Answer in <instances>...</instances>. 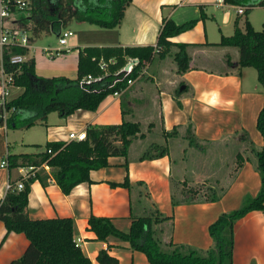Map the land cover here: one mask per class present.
Returning a JSON list of instances; mask_svg holds the SVG:
<instances>
[{
  "label": "crops",
  "instance_id": "crops-1",
  "mask_svg": "<svg viewBox=\"0 0 264 264\" xmlns=\"http://www.w3.org/2000/svg\"><path fill=\"white\" fill-rule=\"evenodd\" d=\"M224 2L131 0L124 7L117 25L98 27L95 35H78L65 44L47 48L50 51L57 49L52 54L40 48L43 53H36V58H47L48 65L44 68L38 66L35 53H31L30 47L27 48L26 58L34 59L36 74L74 77L79 47L154 45L162 17L170 18L175 23L193 20L191 26L168 37L173 42L191 43L186 46L189 55L186 70L176 71L171 56L176 47L172 45L169 54L153 57L146 63L141 70L145 73L140 72L132 84L126 85L117 94H106L95 110L78 108L65 117L50 111L46 114L45 123L17 126L20 131L10 134L7 132L8 127L0 125L1 159L8 152L39 151L44 142L65 140L69 130H84L87 124L118 123L122 118L138 122V134L132 138L126 155L108 156L106 165L91 168L88 171L89 180L76 183L67 193L61 192L47 164L38 169L46 175L45 184H41L37 178L29 183L26 203L28 217H71L76 228L74 238L92 264H99L95 255L100 248H106L109 254L117 258L118 264H149L144 253L129 247L127 241L113 237L97 239L87 227L88 215L94 214L108 216L117 228L127 230L130 222L128 190L109 183L119 182L125 175L131 182L144 181L158 209L171 215L173 242L199 248L211 244L207 225L218 213L238 206L244 195L256 193L259 187L258 173L245 158L242 144L237 145L236 138L238 133L244 131L254 145H261L262 136L255 120L262 103L263 87L257 80L254 67L241 66L236 70L235 47L217 45L215 42L219 41L221 35L232 32L234 18H237V25L241 29L244 17L255 29L249 13L254 8H263L264 0H243L241 4L230 6L234 13L229 24L231 32L208 37L204 20L208 17V9H224ZM247 4H252L248 15L236 11L237 6ZM226 9L230 10L228 6ZM210 17L217 24L213 14ZM262 19L260 28L264 23ZM217 28L220 29V26L217 25ZM73 47L75 49H71ZM213 48L216 50L211 57ZM62 50L66 51L65 55L55 61L53 57ZM21 91V86L14 85L11 98ZM122 107L126 110L123 114ZM52 112L54 117L51 118ZM186 123L192 125L197 139L195 146L189 145L183 136ZM34 125L41 127V134L28 131ZM174 126L175 135L162 134V131ZM232 133L234 136H231ZM150 143L156 148L160 144L165 145L167 153L153 158H140ZM236 150L244 159L233 177H230ZM18 176L16 167L0 166V198L8 181H15ZM183 180L187 186L204 183L212 187L214 183L226 186L216 200H194L172 205L170 192L176 186L179 187V182ZM27 243L22 232L10 231L5 234L0 220V264H8L11 259L20 256ZM232 264H264V211L252 209L236 220L233 227Z\"/></svg>",
  "mask_w": 264,
  "mask_h": 264
},
{
  "label": "trees",
  "instance_id": "trees-1",
  "mask_svg": "<svg viewBox=\"0 0 264 264\" xmlns=\"http://www.w3.org/2000/svg\"><path fill=\"white\" fill-rule=\"evenodd\" d=\"M130 1L28 0L22 10L14 13V23H19L18 14L28 9L30 13L23 16L28 22L31 21V26L28 28L32 34H38L39 31L46 29L57 33L60 26L70 18L100 27H113L119 23L124 7ZM224 1L241 4L243 0ZM251 5L247 4L243 12L246 13ZM192 24L193 20L175 23L170 18L162 17L154 45L79 47L74 77L38 75L34 71L32 57L18 63H9L7 61L9 53L27 52L26 47L11 46L8 53H3V63L6 69H14V83L21 86L22 91L10 99L8 105H12L14 109L9 112L4 125L27 127L36 122L45 123L46 114L50 111H56L59 116L65 117L78 108L95 110L106 94L120 91L125 87L126 77H136L153 57L169 54L172 45L176 47L171 52L176 71L186 70L189 60L186 46L191 43L173 42L168 37ZM215 44L235 47L236 70L238 71L241 66L254 67L257 80L263 87L262 103L255 120L256 128L262 136L261 145H254L242 130L236 138L237 145L242 144L245 158L258 173L259 187L254 195H244L235 208L217 214L207 225L211 244L206 248H199L171 240V215L164 214L158 209L144 181L131 182L125 175L119 182H109L111 185H120L128 190L129 226L127 230H121L114 225L110 217L89 214L87 227L94 232L97 239L107 240L113 237L127 241L129 247L144 253L149 264H232L233 227L236 220L252 209L264 211V23L260 29H254L244 17L243 29H241L237 25V18H234L232 32L229 35H221ZM110 57L113 61L107 65L109 71L120 67L128 57L136 58L137 61L123 80L116 81L109 87H102L103 81H93L86 88L78 84L85 74L95 75L101 71L97 65L99 58L106 60ZM111 77L108 75L105 80L109 81ZM121 112L125 113V108L122 107ZM138 131V122L126 118H122L118 123L87 124L83 139L46 141L39 151L8 152L5 157L8 168L26 164L39 165L44 162L51 168V177L61 192L67 193L76 183L89 180L88 171L91 168L106 165L108 156H125L132 138L138 134ZM175 133V126L170 130L162 131L164 136H173ZM183 136L189 145H197L191 123H186ZM231 136H234L233 133ZM165 153H167L165 145L156 148V145L150 143L145 147L140 158H153ZM243 159V155L236 150L230 177H233L234 171L242 164ZM35 178L41 184L46 182V175L37 170L33 176L23 180L21 188H15L14 180H9V187L0 198V220L4 225L5 234L10 231L22 232L28 240L21 255L11 259L8 264H92L90 258L74 244L76 228L71 217L37 219L28 217L27 193L29 183ZM179 183V187L176 186L170 192L172 205L194 200H216L226 186L219 185L216 190L215 187L208 185L187 186L185 180ZM95 260L99 264H118L117 258L109 254L106 248L97 251Z\"/></svg>",
  "mask_w": 264,
  "mask_h": 264
},
{
  "label": "built area",
  "instance_id": "built-area-1",
  "mask_svg": "<svg viewBox=\"0 0 264 264\" xmlns=\"http://www.w3.org/2000/svg\"><path fill=\"white\" fill-rule=\"evenodd\" d=\"M28 0H0V121L2 124H5V120L9 115V112L14 109L12 105H8L11 99V88L15 85L13 80L14 69L9 70L6 69L3 63V53H8L11 46H23L29 47V37L27 36L25 29L17 27L14 25L15 20L14 13L16 11L22 10ZM246 5H239L236 7V11L238 13H242L245 9ZM72 32L70 30H62L58 29L57 32V42L59 44H65L67 36L71 35ZM47 50L48 53H55L57 49ZM25 53H9L7 56V61L9 63H18L24 61L26 59ZM113 59L107 58L106 60L103 58H99L97 65L101 70L98 74L87 73L81 77L78 81V84L84 88H86L93 81H103L102 87H109L114 84L116 81L123 80L125 76L130 73L135 65L137 59L128 57L124 64L120 67L116 68L113 71H109L107 68L108 63L112 62ZM126 65V68H125ZM140 72H138L139 74ZM137 74V75H138ZM112 76L109 81L105 80L106 76ZM135 78V77H134ZM134 78L126 77L125 86L129 85ZM95 88H92L94 90ZM118 91H113L111 94H117ZM85 137L84 130H69L66 133V139L64 141L74 139L79 140ZM49 151V148L47 149ZM44 162L39 165H18L16 166V170L19 173L18 178L13 182V186L15 188H21L23 186V180L27 179L35 174V172L42 166H44ZM0 166L8 167L7 159L3 156L0 159ZM9 187V182L6 184V188ZM74 244H77V239L74 238Z\"/></svg>",
  "mask_w": 264,
  "mask_h": 264
},
{
  "label": "rangeland",
  "instance_id": "rangeland-1",
  "mask_svg": "<svg viewBox=\"0 0 264 264\" xmlns=\"http://www.w3.org/2000/svg\"><path fill=\"white\" fill-rule=\"evenodd\" d=\"M224 5H225L224 9H219V8L218 9L217 8H215V9L211 8L210 10L208 9V11H209L208 17L204 18L205 25H206V28H207L208 33H209L208 37H211L212 35L216 37L221 32H223V33L226 32L228 34H229V32H231L229 24L231 22V18H232L234 13L232 12V9L230 6H236L237 4H234V3L232 4L231 2L225 1ZM226 6H228L230 10L226 9ZM29 13H30V10H28V9L21 11V13L18 14L19 15L18 17L20 18L19 23L18 22L16 24L14 23V25H16L17 27H20L22 29H25V32H26V34L29 37L30 42H31V46L29 45V47H30L29 50L31 49L30 50L31 53H35V62H37L38 66L41 68H44V66L48 65L47 64L48 62L46 61L47 58L45 56L36 58V53H40V54L43 53V52H41L40 48H44V51L47 52V50H45V49H47V48L52 49V48L56 47L59 44L57 42V33L52 31V30L46 29V30L39 31L38 34H32L30 29L28 28L31 26V21L28 22L23 16V15H27ZM210 13L213 14L214 18L217 20V24L211 19L212 17H210L211 16ZM244 14L248 15L247 12ZM244 14H242L240 16H243ZM249 16L255 24V29H259L260 28V22H261V20H263L262 18H264V7L263 8H254L252 10V12L249 13ZM217 25L220 26V29L217 28ZM98 27H100V26H96V25L87 23L85 21L78 22L74 18H70L64 24H62L60 26L61 31L62 30H70L72 32L71 35L67 36V38H66L67 42L71 41L74 37H76L78 35H85L86 37H89L90 35H95V29H99ZM71 49H75V47H73ZM215 50L216 49H214V48L211 49V52H210L211 57L214 56ZM65 53H66V51L62 50L59 52L58 55L53 57V59L55 61H57L58 59L62 58L63 55H65ZM40 54H39V56H40ZM45 72H47V71H45ZM140 72L143 73L142 71H140ZM132 82L130 84H132ZM125 87H123V88H125ZM50 115H52L51 118L54 117V112H52V114H50ZM19 129L20 128L17 126L8 127L7 132H8V134H10L14 131H20ZM28 131H30V132L33 131L35 134H41V127L39 125H34V126L30 127ZM33 147H35V146H33ZM36 147H35V149H36ZM37 149H38V147H37ZM201 185H203V187L207 186L206 183L201 184ZM218 186H219L218 184L214 183V187L216 190H217Z\"/></svg>",
  "mask_w": 264,
  "mask_h": 264
},
{
  "label": "water",
  "instance_id": "water-1",
  "mask_svg": "<svg viewBox=\"0 0 264 264\" xmlns=\"http://www.w3.org/2000/svg\"><path fill=\"white\" fill-rule=\"evenodd\" d=\"M125 68H126V65H125Z\"/></svg>",
  "mask_w": 264,
  "mask_h": 264
}]
</instances>
